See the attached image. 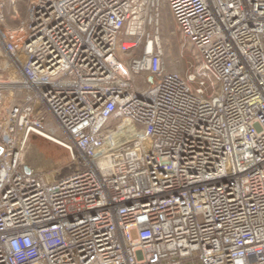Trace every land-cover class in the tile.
Instances as JSON below:
<instances>
[{
  "label": "built area",
  "instance_id": "built-area-1",
  "mask_svg": "<svg viewBox=\"0 0 264 264\" xmlns=\"http://www.w3.org/2000/svg\"><path fill=\"white\" fill-rule=\"evenodd\" d=\"M6 5L0 264H264V0H28L13 26ZM31 136L72 171L25 174Z\"/></svg>",
  "mask_w": 264,
  "mask_h": 264
},
{
  "label": "rangeland",
  "instance_id": "rangeland-1",
  "mask_svg": "<svg viewBox=\"0 0 264 264\" xmlns=\"http://www.w3.org/2000/svg\"><path fill=\"white\" fill-rule=\"evenodd\" d=\"M7 1L6 24L13 26L23 18L28 0H16L14 6ZM157 26L163 61L168 72H181L186 70L191 63H195L191 47L183 45L182 37L167 9L162 10ZM154 32V27H147L145 33L154 36ZM30 141L33 144H30ZM30 141L26 145L23 155L26 153V159L31 165L39 166L38 171H47L48 174L55 176L68 174L72 171L69 150L39 137L37 140L30 139ZM72 151L76 155L75 151Z\"/></svg>",
  "mask_w": 264,
  "mask_h": 264
},
{
  "label": "crops",
  "instance_id": "crops-1",
  "mask_svg": "<svg viewBox=\"0 0 264 264\" xmlns=\"http://www.w3.org/2000/svg\"><path fill=\"white\" fill-rule=\"evenodd\" d=\"M30 144H33V142L30 141ZM29 149V148H28ZM22 164L29 166V168L32 171H38L39 166L31 165L29 161L26 159V153L22 156Z\"/></svg>",
  "mask_w": 264,
  "mask_h": 264
},
{
  "label": "water",
  "instance_id": "water-1",
  "mask_svg": "<svg viewBox=\"0 0 264 264\" xmlns=\"http://www.w3.org/2000/svg\"><path fill=\"white\" fill-rule=\"evenodd\" d=\"M30 139H31V140H37L38 137H36V136H31ZM23 172H24L25 174H30L31 171H30V168L24 166V167H23Z\"/></svg>",
  "mask_w": 264,
  "mask_h": 264
},
{
  "label": "bare ground",
  "instance_id": "bare-ground-1",
  "mask_svg": "<svg viewBox=\"0 0 264 264\" xmlns=\"http://www.w3.org/2000/svg\"><path fill=\"white\" fill-rule=\"evenodd\" d=\"M52 139V138H51ZM58 146V145H57Z\"/></svg>",
  "mask_w": 264,
  "mask_h": 264
}]
</instances>
